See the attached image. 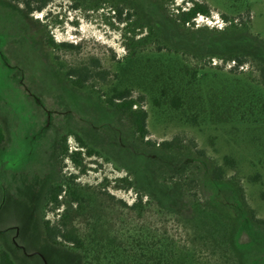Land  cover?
<instances>
[{"label": "rangeland", "instance_id": "rangeland-1", "mask_svg": "<svg viewBox=\"0 0 264 264\" xmlns=\"http://www.w3.org/2000/svg\"><path fill=\"white\" fill-rule=\"evenodd\" d=\"M203 1L212 15L182 26L183 0H48L33 14L0 0V241L17 264L84 262L41 224L43 196L61 173L59 140L71 132L99 152L86 158L85 199L70 214L86 236L151 230L173 243L175 264H264V226L250 211L264 218V0ZM79 65L107 74L78 88L65 74ZM115 87L144 96L153 141L177 145L147 146L107 105ZM227 155L236 167L217 180L214 162ZM70 172L78 168L67 159ZM137 194L144 201L133 208ZM115 255L105 264H122Z\"/></svg>", "mask_w": 264, "mask_h": 264}, {"label": "trees", "instance_id": "trees-1", "mask_svg": "<svg viewBox=\"0 0 264 264\" xmlns=\"http://www.w3.org/2000/svg\"><path fill=\"white\" fill-rule=\"evenodd\" d=\"M20 3L24 11L33 14L34 11H42L47 5L48 0H12ZM189 5L178 6L176 17L182 26H194L199 16L210 17L212 9L210 5L203 0H183ZM229 21L228 16L222 15ZM53 45L73 47L75 44L68 41L56 42L52 37L49 38ZM259 39V38H258ZM261 41V40H260ZM234 64L240 65L245 61L237 55L229 57ZM89 65L70 66L66 70V77L73 86L85 88L90 85V81L95 76L105 78L107 71L98 70ZM264 76V70H263ZM184 74L190 79H195L197 71L185 66ZM185 80V79H184ZM183 83V82H181ZM163 93L169 95L168 86H163ZM171 103L176 108L182 107L181 96L173 94ZM144 96H134L133 90L129 87H115L112 94L106 98L109 107L119 110L126 117L128 122L134 127L135 132L149 147H156L162 150H169L177 145L173 140H164L162 142L153 141L150 138L147 125L148 111L143 105ZM73 135L78 146L70 148L68 138ZM6 139L4 126L0 120V147ZM205 154V150H199ZM98 150L91 146L77 133L64 134L58 144V164L60 165V174L47 187L42 201L41 224L47 239L58 246H70L83 253V264H105L113 262L108 259L109 253L117 254V262L122 264H175V251L173 243L163 238L164 234L157 231L144 230L140 233L131 231L122 232L119 238L112 237L108 232L95 231L87 236L82 233L80 228L70 220V214L73 210L81 209L85 199V185L78 180L80 173L88 170L87 157L98 154ZM71 160L78 172L63 174V164L65 160ZM227 167L235 168L236 160L232 156H225L223 164L214 162L212 175L217 180H222L227 176ZM260 174L252 176V179H258ZM244 194V193H243ZM144 201V196L137 194L131 207H137ZM51 210L57 218H49L46 213ZM252 218L264 226V218L259 217L254 209H251ZM119 240V241H118ZM107 263V264H108ZM0 264H17L12 254L4 247L0 241Z\"/></svg>", "mask_w": 264, "mask_h": 264}, {"label": "built area", "instance_id": "built-area-1", "mask_svg": "<svg viewBox=\"0 0 264 264\" xmlns=\"http://www.w3.org/2000/svg\"><path fill=\"white\" fill-rule=\"evenodd\" d=\"M198 18H202V19L205 18V19H208L209 17L206 18L205 16H202V15H201V16H199ZM198 18H197V19H198ZM197 19H196V20H197Z\"/></svg>", "mask_w": 264, "mask_h": 264}]
</instances>
